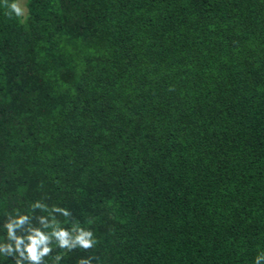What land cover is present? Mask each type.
Returning <instances> with one entry per match:
<instances>
[{"label": "trees", "instance_id": "trees-1", "mask_svg": "<svg viewBox=\"0 0 264 264\" xmlns=\"http://www.w3.org/2000/svg\"><path fill=\"white\" fill-rule=\"evenodd\" d=\"M25 7H0V243L39 200L98 240L45 264H256L264 0Z\"/></svg>", "mask_w": 264, "mask_h": 264}, {"label": "clouds", "instance_id": "clouds-1", "mask_svg": "<svg viewBox=\"0 0 264 264\" xmlns=\"http://www.w3.org/2000/svg\"><path fill=\"white\" fill-rule=\"evenodd\" d=\"M0 7L9 17L21 18L25 9L20 0H0ZM33 211L40 209L48 216L35 217L39 226L33 224V217L17 210L15 215H8L4 223L7 242L0 243V253L15 258V264H45V257L53 253V244L60 249L72 251L76 248L89 250L95 247L98 240L91 229L72 223L71 228L61 227L56 214L71 218L72 213L66 208L53 205L51 208L42 201L31 205ZM56 260L60 257L56 256ZM264 260V253L256 257V264ZM78 264H92V258H81Z\"/></svg>", "mask_w": 264, "mask_h": 264}, {"label": "rangeland", "instance_id": "rangeland-1", "mask_svg": "<svg viewBox=\"0 0 264 264\" xmlns=\"http://www.w3.org/2000/svg\"><path fill=\"white\" fill-rule=\"evenodd\" d=\"M20 2H21V5L24 7L25 13H26L25 0H20Z\"/></svg>", "mask_w": 264, "mask_h": 264}]
</instances>
